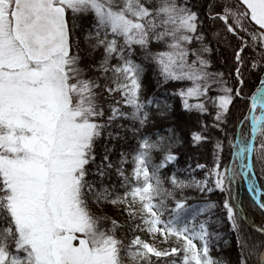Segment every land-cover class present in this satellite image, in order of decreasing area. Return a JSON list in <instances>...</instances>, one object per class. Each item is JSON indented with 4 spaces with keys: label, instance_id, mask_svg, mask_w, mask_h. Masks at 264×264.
Listing matches in <instances>:
<instances>
[{
    "label": "snow or ice",
    "instance_id": "snow-or-ice-1",
    "mask_svg": "<svg viewBox=\"0 0 264 264\" xmlns=\"http://www.w3.org/2000/svg\"><path fill=\"white\" fill-rule=\"evenodd\" d=\"M257 178L264 0H0V264H264Z\"/></svg>",
    "mask_w": 264,
    "mask_h": 264
},
{
    "label": "trees",
    "instance_id": "trees-1",
    "mask_svg": "<svg viewBox=\"0 0 264 264\" xmlns=\"http://www.w3.org/2000/svg\"><path fill=\"white\" fill-rule=\"evenodd\" d=\"M219 68V70H223L222 67L217 66ZM255 85L254 84H249V91L251 92L252 90H254ZM177 103H179V101H177ZM248 132L250 134V122H249V126H248ZM200 162L204 163V162H211V157L207 156V157H200ZM257 186L261 188V191H264V180H260L259 178H257ZM241 194L244 195L246 197V199L250 200L251 199V194L250 193H246V183H243L241 186ZM110 215H113L114 217H118V213L115 210H110L109 211ZM120 221H123V217H118ZM143 238L150 240V237L148 236H143Z\"/></svg>",
    "mask_w": 264,
    "mask_h": 264
},
{
    "label": "rangeland",
    "instance_id": "rangeland-1",
    "mask_svg": "<svg viewBox=\"0 0 264 264\" xmlns=\"http://www.w3.org/2000/svg\"><path fill=\"white\" fill-rule=\"evenodd\" d=\"M150 240H151V237H150ZM151 242V241H150Z\"/></svg>",
    "mask_w": 264,
    "mask_h": 264
}]
</instances>
